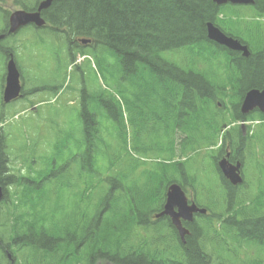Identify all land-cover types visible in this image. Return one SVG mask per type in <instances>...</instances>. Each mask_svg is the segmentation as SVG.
I'll use <instances>...</instances> for the list:
<instances>
[{
    "label": "trees",
    "instance_id": "1",
    "mask_svg": "<svg viewBox=\"0 0 264 264\" xmlns=\"http://www.w3.org/2000/svg\"><path fill=\"white\" fill-rule=\"evenodd\" d=\"M253 2L238 7L217 6L213 0H69L54 12L62 16L54 20L57 26H68L73 35L102 47L99 68L109 67V72L110 61H115L122 90L116 96L82 94L80 137L63 135L43 169L20 179L18 204L27 212L15 215L11 232H5L11 246L29 250L33 264H211L212 253L220 264H264V199L258 205L233 200L224 182V211L213 213V204H203L210 217L191 225L185 245L172 230L162 232L164 225L170 228L167 221L151 222L169 184L200 185L197 174L190 173V162L199 153L209 158L208 151L220 144L216 151H221L228 140L225 127L244 120L239 113L244 94L264 83V63L254 59L264 45L257 20L264 19V0ZM209 23L247 45L251 56L209 41ZM154 111L163 122L151 120L148 128ZM236 134L239 140L230 143L239 155L244 143ZM146 158L159 160L147 167L140 161ZM74 180L81 189L72 191ZM94 182V211L79 210L80 198ZM136 227L152 228L158 243L131 240ZM240 249L261 256L241 260Z\"/></svg>",
    "mask_w": 264,
    "mask_h": 264
},
{
    "label": "rangeland",
    "instance_id": "2",
    "mask_svg": "<svg viewBox=\"0 0 264 264\" xmlns=\"http://www.w3.org/2000/svg\"><path fill=\"white\" fill-rule=\"evenodd\" d=\"M15 40L19 43L15 48V52L18 54V64L20 69H22V74L25 70H28L25 72V75L30 80V85H34V79H30L31 64L42 62L41 64L44 68H47L45 70L51 72L57 62L55 55L64 48L63 44L59 46L51 41L44 45L41 44V42H44L41 36H33L28 39V37L20 35L15 38ZM22 40H24V42L21 43ZM90 47L92 46L88 45L85 48L87 49ZM98 48L99 51L97 54H90L89 61H83L81 57L76 58L77 65L79 62V73H75L68 68L67 62L63 65V68L67 69L63 76H61L62 72L59 76L65 80L62 81L63 83L67 84V82H69V86L64 90L61 99L49 104L48 108H42L45 106H39L37 108L39 110L41 108V110L45 109L43 112H41V110L38 113L23 112L26 111L25 109H29L31 105L20 103L17 108L23 113L14 116V114L18 112L15 111L9 115L5 114L3 115L4 117L0 118V140H2V143L0 142V152L6 159V166L9 169L10 176L16 179L25 176L33 177L42 170L41 164L44 162V157L46 159L51 156L50 152L53 150L54 143L61 139L60 134L64 133L67 135V130L71 126V122L78 118L76 113L78 109L79 92L81 89L87 87L90 88H87L89 91H91V89H97L99 95L103 89H105L107 96L110 94L116 96L117 91L122 90L117 79L118 72L115 66V61H110L113 67H110L109 72V67L99 68L97 66V62L101 63L103 55L102 47L99 46ZM173 59H179V57L175 56ZM3 71V60L0 56V84ZM32 76L35 77V74L33 73ZM78 76H80L82 80H78ZM84 84L87 87H85ZM32 101L34 105L36 103L39 104L43 99L40 100V98L34 97ZM124 105L126 107V104ZM123 112L125 122H127L129 114L126 109ZM72 126L75 130L81 129L78 120L73 123ZM248 126H251V130L249 131H247L245 125L242 128V135L245 139V145L242 149V174L244 177V184L242 188L236 191L234 199L238 198L242 203H249V205H258L264 199V125H258L257 122H255ZM127 128H129L128 124ZM67 152L68 150L66 153ZM198 156L196 162L194 160L190 162V173L197 174L196 178L200 181V185L198 186L196 184L193 188L185 184L183 186L184 194L189 202L198 203L202 207H204L203 204L211 203L215 210L213 212L218 213L224 211V207L220 200L223 197L220 176L212 164L209 163L211 161L206 158V155L199 153ZM65 160L67 161L68 158L65 157ZM150 163L151 160H143L145 166H148ZM72 183L76 186L75 190L82 188L76 180ZM97 185L96 182L89 185L90 192L86 195H82L80 198L79 210L83 208L85 204L94 201L97 193L94 187ZM50 191V193L53 194V188H51ZM9 192L11 194L12 204L9 205L8 215L10 222H13L14 216L20 215L21 212H26L27 208L21 207L22 205L18 204V198L20 196L19 189L16 187H9ZM4 210L5 205L1 207L0 215L1 212L3 214ZM207 215L210 217V213ZM153 216L154 215L151 216L152 221H156ZM26 218H29L28 214ZM2 219L3 218L0 216V231L2 230ZM204 220V217H196V221ZM213 223L217 225V218L213 217ZM154 235L155 233L152 228L136 227L131 232V240H152L155 243L157 240L154 238ZM163 238L164 234H161V242ZM4 241L5 243H9L8 234H5ZM205 243L207 246L210 245V247H213L214 250L218 251L219 247L213 245L212 242L207 241ZM224 245L225 243H223V247ZM209 248L208 250L212 253ZM224 248L229 250L227 247ZM240 250L241 252L238 253L239 259L256 260L259 257L255 255L254 252L247 253L243 249ZM10 252L13 259H15L14 261L16 264H19L16 260L19 262L23 261L25 254L22 251L18 252L11 248ZM221 255L223 254L221 253ZM217 256V254L212 253V264H217V262L220 261V257ZM235 262L240 264L241 261ZM1 264H5V262H2ZM218 264H220V262ZM222 264L231 263L223 262Z\"/></svg>",
    "mask_w": 264,
    "mask_h": 264
},
{
    "label": "flooded vegetation",
    "instance_id": "3",
    "mask_svg": "<svg viewBox=\"0 0 264 264\" xmlns=\"http://www.w3.org/2000/svg\"><path fill=\"white\" fill-rule=\"evenodd\" d=\"M44 1L45 0H0V56L2 57L3 66H4V71L2 73V80L0 84V117H2L5 114L9 115L10 113L18 110L17 107L18 104L20 103L30 105L31 103H33L32 99L34 97H38L40 98V100L43 99V101L37 104V106L38 105L45 106L48 103L46 97H48L51 94V92L54 90L55 87L54 85L50 87L52 83L55 84L53 81L54 75L59 76L63 71L62 65L58 62H56L51 72L46 71L45 69L47 68L42 69L41 63H35L36 70L39 71L43 70V75L40 74L43 77H39V78L34 77V85L30 86V80L28 81L25 77H22L21 69L18 64V54H16L15 52V48L18 46L15 40L16 37H18L19 35H24L26 37L41 36L44 38L56 36L57 38H63V39L67 38L68 44L72 43L79 46V43L77 42L79 38H75L73 41H69L68 40L69 33L67 29L64 28L63 25H61L60 27L62 28H60L54 23V20L62 19L61 18L62 16L60 14H54V12L58 8H62L63 5L66 4V2H68L69 0H52L47 8L38 10L40 4L43 3ZM16 12H25L27 14L38 13L39 17L41 18V20H43L44 24L40 27H37L33 23H28L24 26H19L18 24L12 25L11 18L12 15ZM262 26L263 25H261V27ZM258 50H259L258 53L260 55H257V57L254 56V59L256 58L257 60H261L264 63V46H260ZM10 60L13 61L19 74V83L16 91V93L18 92V94L14 98H12L13 96H10V94L6 96L4 95V91L6 88V76H7L6 68ZM31 71H32L31 73H34L33 70ZM36 80H41V81L36 83L35 82ZM48 81L50 82L52 81V83ZM43 111L44 110H41V112ZM254 113H256L257 115L260 114L259 112H254ZM149 114H151V116L149 117L150 121L149 120L146 121L147 124H152V121L155 122V120L158 119H159L158 121L163 122V116L160 114L159 111H154ZM241 115L245 116L244 114ZM228 139L230 140V137ZM228 152L229 150H227L226 153L224 154L227 162H229V164L231 165H239V168L241 167L242 170L243 163L234 159L233 156L229 157ZM222 158L223 157H221L220 159ZM220 159H217L218 161L216 160V162H219ZM9 179L10 176L5 171L0 172V186L2 187L3 190ZM161 219L168 221L166 217H161ZM2 245H5V242L3 239L0 238V250H1L0 253L5 255L6 251L5 249H3Z\"/></svg>",
    "mask_w": 264,
    "mask_h": 264
},
{
    "label": "water",
    "instance_id": "4",
    "mask_svg": "<svg viewBox=\"0 0 264 264\" xmlns=\"http://www.w3.org/2000/svg\"><path fill=\"white\" fill-rule=\"evenodd\" d=\"M51 0H47L43 7H47ZM214 3L217 6L225 5L230 3L232 5H252V0H214ZM15 17L12 21L18 22V24L24 25L30 22H35L37 24H41L38 16L36 15H26L24 13L15 14ZM207 37L209 40L226 47L229 50L235 52H241L244 57L248 56V50L246 46L241 45L238 41L233 40L232 38H228L222 32L219 31L218 28L209 24L207 26ZM17 72L14 68L13 63L11 62L8 67L7 74V89L5 92V96L10 94L14 95L17 91ZM17 94V93H16ZM16 94L14 96H16ZM6 98V97H5ZM254 109L260 110L264 113V86L261 90H250L248 91L242 101L241 104V112L243 114H247ZM219 169L221 170L224 177L232 184L238 185L241 184L242 180L238 175V166L231 167L227 164L225 160H222L219 164ZM0 198H1V189H0ZM177 209V213L173 211V209ZM194 213L204 214V210H199L194 204L188 206L187 200L185 198L184 193L181 188L173 184L169 187L167 192V199L164 206V211L161 215H167L171 218L172 224L176 227L179 232L180 238L183 240L184 236L187 234V231L181 227L180 219L186 222H191Z\"/></svg>",
    "mask_w": 264,
    "mask_h": 264
},
{
    "label": "bare ground",
    "instance_id": "5",
    "mask_svg": "<svg viewBox=\"0 0 264 264\" xmlns=\"http://www.w3.org/2000/svg\"><path fill=\"white\" fill-rule=\"evenodd\" d=\"M67 23H68V22H67ZM67 23H66V24H67ZM260 36H261V35H260ZM262 37H263V36H262ZM262 40H263V39H262ZM260 42H262V41H260ZM83 162H84V161H83ZM105 184H106V183H105ZM109 188H110V185H109ZM50 192H51V191H50ZM44 193H45V192H44ZM52 193H53V192H52ZM53 194H54V193H53ZM113 195H114V194H113ZM117 195H118V193H117ZM115 197H116V196H115ZM113 198H114V197H113ZM113 198H112V199H113ZM126 203H128V202H126ZM72 205H73V203H72ZM121 206H122V205H121ZM73 207H74V206H73ZM120 209H121V208H120ZM117 213H119V211H118ZM39 216H40V215H39ZM43 216H44V215H43ZM47 218H48V217H47ZM60 218H62V217H60ZM66 219H67V218H66ZM45 220H46V219H45ZM56 220H57V219H56ZM56 220H55V221H56ZM64 220H65V219H64ZM49 221H50V220H49ZM52 221H53V220H52ZM58 222H59V221H58ZM62 223H63V222H62ZM59 224H60V223H59ZM56 226H57V225H56ZM58 226H59V225H58ZM57 228H58V227H57ZM59 228H60V227H59ZM67 228H68V227H67ZM53 234H54V233H53ZM61 235H62V234H61ZM61 238H62V237H61ZM10 239H11V238H10ZM20 242H21V241H20ZM20 242H19V243H20ZM15 246H16V245H15ZM15 246H14V247H15ZM22 249H23V248H22ZM66 250H67V249H66ZM0 251H1V250H0ZM3 252H4V251H3ZM18 252H19V251H18ZM12 254H13V253H12ZM0 255H1V254H0ZM12 257H13V256H12ZM14 260H15V259H14ZM79 262H80V261H79ZM82 262H83V261H82ZM17 263H18V262H17ZM78 264H79V263H78Z\"/></svg>",
    "mask_w": 264,
    "mask_h": 264
}]
</instances>
